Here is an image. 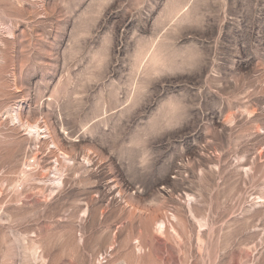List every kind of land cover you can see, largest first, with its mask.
I'll return each mask as SVG.
<instances>
[{
  "label": "rangeland",
  "instance_id": "obj_1",
  "mask_svg": "<svg viewBox=\"0 0 264 264\" xmlns=\"http://www.w3.org/2000/svg\"><path fill=\"white\" fill-rule=\"evenodd\" d=\"M0 264H264V0H0Z\"/></svg>",
  "mask_w": 264,
  "mask_h": 264
},
{
  "label": "bare ground",
  "instance_id": "obj_2",
  "mask_svg": "<svg viewBox=\"0 0 264 264\" xmlns=\"http://www.w3.org/2000/svg\"><path fill=\"white\" fill-rule=\"evenodd\" d=\"M16 113V112H15ZM16 116V115H15ZM15 119H17V117L15 118Z\"/></svg>",
  "mask_w": 264,
  "mask_h": 264
}]
</instances>
